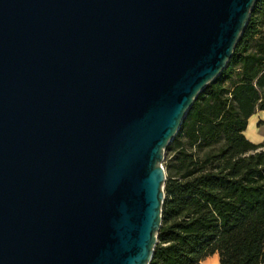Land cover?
Returning a JSON list of instances; mask_svg holds the SVG:
<instances>
[{
  "label": "water",
  "instance_id": "obj_1",
  "mask_svg": "<svg viewBox=\"0 0 264 264\" xmlns=\"http://www.w3.org/2000/svg\"><path fill=\"white\" fill-rule=\"evenodd\" d=\"M256 0H0V264H150L168 145Z\"/></svg>",
  "mask_w": 264,
  "mask_h": 264
},
{
  "label": "trees",
  "instance_id": "obj_2",
  "mask_svg": "<svg viewBox=\"0 0 264 264\" xmlns=\"http://www.w3.org/2000/svg\"><path fill=\"white\" fill-rule=\"evenodd\" d=\"M264 111V0L222 73L168 145L165 201L150 264H264V141L245 134Z\"/></svg>",
  "mask_w": 264,
  "mask_h": 264
},
{
  "label": "crops",
  "instance_id": "obj_3",
  "mask_svg": "<svg viewBox=\"0 0 264 264\" xmlns=\"http://www.w3.org/2000/svg\"><path fill=\"white\" fill-rule=\"evenodd\" d=\"M261 118L264 120V111H258L254 113L248 120V126L245 134L249 139L255 143H260L264 141V136L259 132L256 122ZM200 264H220L219 253L216 252L205 259H203Z\"/></svg>",
  "mask_w": 264,
  "mask_h": 264
},
{
  "label": "rangeland",
  "instance_id": "obj_4",
  "mask_svg": "<svg viewBox=\"0 0 264 264\" xmlns=\"http://www.w3.org/2000/svg\"><path fill=\"white\" fill-rule=\"evenodd\" d=\"M256 126L258 127L259 132L264 136V120L259 118L258 121L256 122ZM169 158H170V155L166 153L165 159H164V165L169 160Z\"/></svg>",
  "mask_w": 264,
  "mask_h": 264
}]
</instances>
